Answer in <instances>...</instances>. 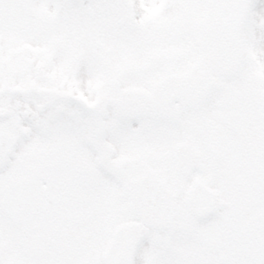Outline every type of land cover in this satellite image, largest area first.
<instances>
[{
	"label": "snow or ice",
	"instance_id": "snow-or-ice-1",
	"mask_svg": "<svg viewBox=\"0 0 264 264\" xmlns=\"http://www.w3.org/2000/svg\"><path fill=\"white\" fill-rule=\"evenodd\" d=\"M0 264H264V0H0Z\"/></svg>",
	"mask_w": 264,
	"mask_h": 264
}]
</instances>
